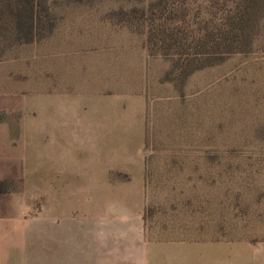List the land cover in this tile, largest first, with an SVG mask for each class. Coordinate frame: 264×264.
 <instances>
[{"label":"rangeland","instance_id":"rangeland-1","mask_svg":"<svg viewBox=\"0 0 264 264\" xmlns=\"http://www.w3.org/2000/svg\"><path fill=\"white\" fill-rule=\"evenodd\" d=\"M12 1L0 0V98L59 101L65 121L74 107L80 124L33 137L36 176L0 179V237L23 251L16 264H136L155 240L194 262L220 252L264 264V20L248 52L210 60L150 54L143 13L155 0H37V37L23 43ZM201 4L224 8L192 7ZM52 45L62 54L42 56ZM47 61L57 70L42 89L30 76ZM18 149L24 157L29 147ZM50 159L66 170L50 164L51 182L67 181L59 192L43 185Z\"/></svg>","mask_w":264,"mask_h":264},{"label":"trees","instance_id":"trees-1","mask_svg":"<svg viewBox=\"0 0 264 264\" xmlns=\"http://www.w3.org/2000/svg\"><path fill=\"white\" fill-rule=\"evenodd\" d=\"M197 1L155 0V3L148 6L143 13V22L148 29V50L151 55H154L155 51L156 54L167 56L176 48L179 56H204L213 60L217 56L219 59H224L232 53L248 52L252 48L263 25L264 0H204V2L224 5V8H218L217 15L220 14L218 22H215L217 15L203 4L197 8L192 7ZM12 6L10 20L17 42L35 40L40 24L37 0H13ZM155 6H159L158 10L163 9V11L158 14ZM170 9L173 11H169L168 18L165 14ZM195 16L203 17L201 21L203 24L199 30H193L192 35L183 36V26L188 25ZM201 22L199 21V24ZM53 27L54 23L51 19L48 33ZM185 45H198V47L193 53H189L185 52L188 51L187 47V49L183 48ZM211 63L213 62L209 64Z\"/></svg>","mask_w":264,"mask_h":264},{"label":"crops","instance_id":"crops-1","mask_svg":"<svg viewBox=\"0 0 264 264\" xmlns=\"http://www.w3.org/2000/svg\"><path fill=\"white\" fill-rule=\"evenodd\" d=\"M53 52H47L42 56L50 57L51 55H57L59 57L62 52H58L54 49H60L55 45H52ZM50 49V48H49ZM74 49V48H71ZM51 61L45 62L42 66V76H30L31 78L40 77L42 89L46 87L50 88V76H54L57 66H54ZM28 78V77H27ZM35 79V81L37 80ZM16 80H18L16 78ZM15 81L13 74L8 75L1 82ZM34 81V79H32ZM72 81V80H70ZM37 109V110H35ZM0 111H3L6 115V120L0 121V179L3 178H17L19 176H36L35 164L33 159V150L30 147L37 145L34 142L33 137L36 135L44 136L45 134H52L56 136L63 135L62 131L67 128H76L80 124L76 120V108L70 107L69 113L71 114V119L67 123L65 121L66 115L63 109L60 107L59 101H50L49 99L43 101L41 107L24 108L15 97L12 98H0ZM111 116H112V111ZM38 113L41 121L32 120L28 116H36ZM33 114V115H32ZM15 115H19V120L15 118ZM13 120V121H12ZM57 131V132H56ZM19 146L29 147L27 153L23 156L19 153ZM49 157H52L51 151L48 152ZM48 157V156H47ZM57 159V158H56ZM54 165L58 163L59 172L61 175L66 171L64 168V163L60 160H44L42 162V174L45 180L43 185H45V190L47 193L64 190L67 181L65 178L51 182L49 175H51L50 164ZM48 177V178H47ZM144 177H145V160H144ZM16 231V229H14ZM18 237L16 234L13 241H17ZM5 238L0 237V264H16V259L19 257H24L22 250L17 249V242L10 244L7 243ZM153 241V240H152ZM12 242V241H11ZM163 240H155V247H157L153 253L146 255V253H141L137 259H133L136 264H232V262L226 261L225 253H213L207 256L208 260L204 262H194L190 259V254L187 252L177 253L172 249H168L169 246H163ZM108 258V256H105ZM13 259V260H12ZM21 259V258H20ZM105 261L102 264H107ZM112 264V261L110 262ZM235 264V262H233Z\"/></svg>","mask_w":264,"mask_h":264}]
</instances>
